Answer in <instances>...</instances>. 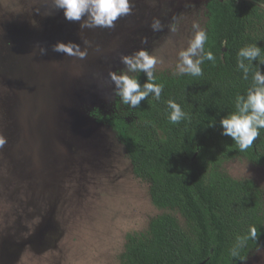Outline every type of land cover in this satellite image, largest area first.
<instances>
[{"label":"rangeland","instance_id":"374dc122","mask_svg":"<svg viewBox=\"0 0 264 264\" xmlns=\"http://www.w3.org/2000/svg\"><path fill=\"white\" fill-rule=\"evenodd\" d=\"M210 1L130 0L131 13L114 28L81 30L53 0H0V264H122L129 239L154 218L174 214L186 226L154 203L151 183L98 118L117 110L109 73L123 69L121 56L155 50L164 61L155 73L172 75L193 23L207 32ZM173 17L178 33L165 44ZM155 18L162 32L151 30ZM57 42L78 44L87 56L54 52ZM211 171L264 191V164L246 157ZM243 264H264V245Z\"/></svg>","mask_w":264,"mask_h":264},{"label":"trees","instance_id":"16d2710c","mask_svg":"<svg viewBox=\"0 0 264 264\" xmlns=\"http://www.w3.org/2000/svg\"><path fill=\"white\" fill-rule=\"evenodd\" d=\"M256 3L264 0L210 1L205 50L213 52L215 63L205 61L199 77L155 73L164 85L160 100L149 96L134 109L118 100L114 115L98 118L117 132L136 173L151 183L154 203L186 222L184 227L174 214L154 218L146 233L129 239L122 264H243L263 247L264 191L250 180L211 171L235 157L264 164V129L241 152L221 135L219 124L235 111L236 96L246 95L258 63L244 80L239 51L258 45V59H264V9ZM136 75L141 84L146 81L143 73ZM169 99L185 113L175 124L169 120ZM251 226L257 238L233 257L236 237L247 235Z\"/></svg>","mask_w":264,"mask_h":264},{"label":"clouds","instance_id":"9594fccd","mask_svg":"<svg viewBox=\"0 0 264 264\" xmlns=\"http://www.w3.org/2000/svg\"><path fill=\"white\" fill-rule=\"evenodd\" d=\"M55 7L63 10L64 18L69 22H80V29L85 28H114L115 22L122 16L131 13L130 0H53ZM164 25L158 18L153 19L150 28L153 32H162ZM170 33L165 44L173 43L172 37L178 33V18L173 17L172 23L168 26ZM193 32L187 41V47L176 52L172 75H190L199 77L203 74L201 65L205 61L215 63L216 57L212 51L205 50L208 41L207 32L198 23H193ZM88 41H85L87 44ZM142 44H147L145 37ZM52 50L57 53H64L69 56H76L84 59L87 50H81L78 44L68 42H57L52 46ZM40 54L46 55L47 50L40 48ZM239 59L237 67L243 73V79H249V73L253 69V62L256 69L252 74L251 86L247 89L246 95H237L235 98V111L225 116L219 121L222 129L221 135L230 137L238 146L239 151L244 152L249 149L260 135V130L264 129V71L260 65H264L261 57V47L251 45L242 48L238 53ZM247 61V63H245ZM121 64L124 66L119 72L109 73L110 80L114 85L113 94L119 97L120 102L130 108H137L149 96L155 100H160L164 85L157 83L155 70L158 64H162L163 58L156 54V51L149 52L146 48H140L129 55H122ZM143 73L146 81L141 84L136 75ZM170 109L169 120L178 123L185 118V113L181 106L174 100L167 101ZM5 139L0 137V146H3ZM257 228L251 226L248 234L237 236L235 247L231 251L233 257L238 256V249L245 246L248 239L257 238Z\"/></svg>","mask_w":264,"mask_h":264}]
</instances>
